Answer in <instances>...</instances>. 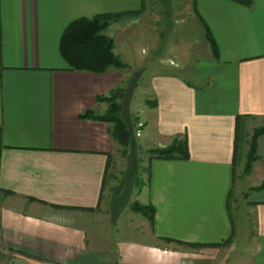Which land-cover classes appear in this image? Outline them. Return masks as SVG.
<instances>
[{"label":"crops","instance_id":"crops-1","mask_svg":"<svg viewBox=\"0 0 264 264\" xmlns=\"http://www.w3.org/2000/svg\"><path fill=\"white\" fill-rule=\"evenodd\" d=\"M143 2L0 0V190L9 192L0 193V264H264V187L254 190L264 182V133L244 171L250 137L264 124V0H192L216 58L206 42L188 79L148 73L131 111L148 67L129 90L125 70H69L58 46L72 21L133 18ZM114 53L134 60L115 43ZM121 83L120 115L137 128L140 151L184 139L188 159L149 156L138 177L113 166L108 125L79 116L104 113L96 97ZM134 203L154 208L152 224Z\"/></svg>","mask_w":264,"mask_h":264},{"label":"rangeland","instance_id":"rangeland-1","mask_svg":"<svg viewBox=\"0 0 264 264\" xmlns=\"http://www.w3.org/2000/svg\"><path fill=\"white\" fill-rule=\"evenodd\" d=\"M143 4L144 8L140 15L133 18L126 17L131 19L122 23H118L119 20L115 21L104 31V34L113 38L117 51L119 48L122 51H129L130 57L134 58L128 62L130 65H126L127 70L125 69L126 79L130 78L131 81L129 90L132 89L134 80L139 81H136L139 77L137 73L139 67L149 68L138 83L139 88L134 93L135 100L131 102V111L137 108L135 106L139 102L138 99L142 100L145 97L143 93L148 73L157 70L188 79L191 72H194V68H199L206 59V52L207 54L209 52L207 49L204 51L206 47L204 29L191 15L192 0H144ZM137 58H139L138 61ZM128 92L131 93V91ZM131 97L132 93L127 98L130 100ZM126 121L130 143L126 151L118 146L113 155V166L134 167V175L142 176L145 173L144 166L148 165L147 159L150 154L140 151L137 139L133 140L136 138L133 134L137 128L131 126L129 116H126ZM241 172L242 170H238L237 174L240 175ZM250 184L251 181L244 180V185ZM244 188L247 187L244 186ZM237 194L234 197L237 201H233L231 205L233 216H237L235 220L240 224L243 220H240L238 216L242 212L241 205H244L245 199L241 194ZM233 206H237L236 210ZM241 253L243 250L235 254Z\"/></svg>","mask_w":264,"mask_h":264},{"label":"trees","instance_id":"trees-1","mask_svg":"<svg viewBox=\"0 0 264 264\" xmlns=\"http://www.w3.org/2000/svg\"><path fill=\"white\" fill-rule=\"evenodd\" d=\"M243 5L248 4L250 0H234ZM142 9L138 13L143 11ZM140 13V14H139ZM134 15L129 14H101L92 18H80L72 21L64 29L59 40V53L69 70L87 71L95 74H103L110 69L123 71L127 68L121 58L114 53V41L112 38L104 34V31L113 22ZM200 26L204 29L206 42L209 45L214 58L217 56L216 43L209 33L207 26L197 16ZM125 83H121L114 88L107 96H97V103H105L107 109L104 113H97L89 110L79 116L80 119H93L104 122L108 125V134L112 140L122 147L123 151L129 146L130 134L125 123L121 118L122 106L120 100L123 98ZM264 133V124L254 130L249 140L247 151L245 173L250 172L251 164L256 160V140ZM151 158L162 160H186L188 159V151L186 141L184 139H175L171 145L165 148H153L148 151ZM139 185V183H138ZM264 187V182L254 188L260 190ZM0 193L7 194L9 192L0 190ZM247 197V196H246ZM131 210L143 215L150 224L154 221L155 210L151 206H142L138 203L131 205ZM189 247L202 248L204 245L189 244Z\"/></svg>","mask_w":264,"mask_h":264}]
</instances>
